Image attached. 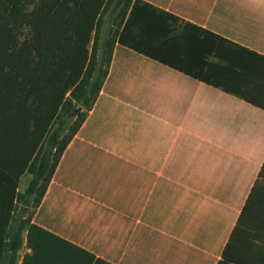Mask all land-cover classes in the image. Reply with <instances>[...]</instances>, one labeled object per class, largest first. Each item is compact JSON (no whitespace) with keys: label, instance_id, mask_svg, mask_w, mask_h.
<instances>
[{"label":"crops","instance_id":"crops-1","mask_svg":"<svg viewBox=\"0 0 264 264\" xmlns=\"http://www.w3.org/2000/svg\"><path fill=\"white\" fill-rule=\"evenodd\" d=\"M142 1L218 37L204 77L116 41L40 203L15 200L13 213H32L93 264H264V0ZM34 32L0 24V134L15 103L28 117L35 108L2 67L38 61ZM10 160L0 152V191L12 189Z\"/></svg>","mask_w":264,"mask_h":264},{"label":"trees","instance_id":"trees-1","mask_svg":"<svg viewBox=\"0 0 264 264\" xmlns=\"http://www.w3.org/2000/svg\"><path fill=\"white\" fill-rule=\"evenodd\" d=\"M0 24L31 25L39 58L34 65L2 66L20 80L19 87L30 88L35 108L28 117L24 103H15V124L0 134V152H10L13 165L12 189L0 191V262L18 264L26 234L31 252L21 264H93V253L32 222V213L17 220L15 200L40 203L100 94L116 41L203 78L218 37L142 0H0ZM5 120L1 112L0 125ZM25 172L32 178L21 193L16 188ZM8 240L17 241L13 250Z\"/></svg>","mask_w":264,"mask_h":264},{"label":"rangeland","instance_id":"rangeland-1","mask_svg":"<svg viewBox=\"0 0 264 264\" xmlns=\"http://www.w3.org/2000/svg\"><path fill=\"white\" fill-rule=\"evenodd\" d=\"M31 174L30 173H26L22 179H21V182H20V191L21 193H25L28 186H29V183L31 181Z\"/></svg>","mask_w":264,"mask_h":264}]
</instances>
